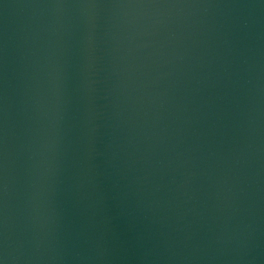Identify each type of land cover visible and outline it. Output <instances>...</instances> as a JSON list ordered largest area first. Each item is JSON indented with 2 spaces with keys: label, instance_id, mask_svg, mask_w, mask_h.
<instances>
[{
  "label": "water",
  "instance_id": "95a60500",
  "mask_svg": "<svg viewBox=\"0 0 264 264\" xmlns=\"http://www.w3.org/2000/svg\"><path fill=\"white\" fill-rule=\"evenodd\" d=\"M0 264H264V0H0Z\"/></svg>",
  "mask_w": 264,
  "mask_h": 264
}]
</instances>
